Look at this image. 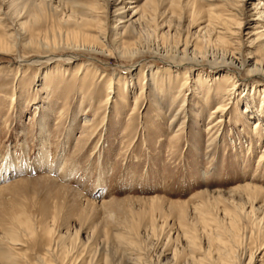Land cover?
<instances>
[{"label": "rangeland", "instance_id": "374dc122", "mask_svg": "<svg viewBox=\"0 0 264 264\" xmlns=\"http://www.w3.org/2000/svg\"><path fill=\"white\" fill-rule=\"evenodd\" d=\"M256 2L0 0V264H264Z\"/></svg>", "mask_w": 264, "mask_h": 264}, {"label": "bare ground", "instance_id": "6f19581e", "mask_svg": "<svg viewBox=\"0 0 264 264\" xmlns=\"http://www.w3.org/2000/svg\"><path fill=\"white\" fill-rule=\"evenodd\" d=\"M123 1V0H122ZM238 1H243V3H245V0H238ZM128 5V4H127ZM256 7H257V9H255V8H252L251 9V11H253L252 13H253V16L254 15H257V17L256 18H254V19H252V21H259V22H262L263 23V25H258V27H256V31H255V33L253 34V36H255L256 38L254 39V40H252L251 42L253 43V46H257V47H259L260 49H262V50H264V14H263V12H255V10H261L262 9V7H264V3H262V1L261 0H257V2H256ZM125 9L126 8H119V9H116L115 10V13L113 14L114 15V17L116 18V20H115V24L111 27V31H112V36H113V38H114V40L119 36V35H121V34H123L124 32H127V34L129 33L128 31H126V28H127V25H131V23H134L139 17L137 16V18H135L136 17V15H137V13L136 12H130V14H129V16H128V18H125V14H124V12H125ZM264 9V8H263ZM239 12V11H238ZM129 13V12H128ZM197 14V13H196ZM71 17H73V16H71ZM75 17V16H74ZM210 17H211V15H210ZM250 17H252V16H250ZM125 18V19H124ZM69 20H72V21H77V22H79L80 21V24H82L81 25V27L80 28H78L77 30H72V31H66L65 33H66V40H65V42H67V41H69L70 42V40H71V44H68V45H73V46H77L75 43H73V42H76V41H80V42H82L81 43V46H84L85 48L86 47H90V46H93L95 43H96V36H92V35H90V33L88 32V29L90 28L89 26H92V24L90 23V22H88L87 20H84V19H72V18H69ZM228 21V20H227ZM239 23V22H238ZM241 26H242V24H237V26H235V28L236 29H240L241 28ZM89 27V28H88ZM91 29H92V27H91ZM205 29V28H204ZM220 34V33H219ZM231 34V33H230ZM30 43H32V41H29ZM263 43V44H262ZM46 45V44H45ZM48 45V44H47ZM45 47V46H44ZM49 47V46H48ZM5 48H7V46H6V43H5V39H3V38H0V54L1 53H4L5 54V52L4 51H6V49ZM47 48V47H46ZM94 48V47H93ZM97 48V47H96ZM99 48V47H98ZM99 50V49H98ZM49 56H52V57H50V58H48L47 60H48V62H53V63H58V60H59V57L61 58V57H63L64 58V60L66 61H68L69 60V57L68 56H56V57H54L55 55H53V54H51V55H49ZM246 59H248V60H245V64L247 63V62H249L250 61V58H246ZM229 60H233V61H236V58L235 57H233V56H230V59ZM66 61V62H67ZM64 64V63H63ZM66 64H69V62L68 63H66ZM225 64V63H224ZM246 65H248V64H246ZM80 68L82 67L81 66V64H80V66H79ZM256 63H255V65L253 66V70L254 69H256ZM80 68H79V70H80ZM138 69H136V71H137ZM252 70V71H253ZM258 71V70H257ZM138 72H140V71H138ZM81 75H83V76H85V72L83 73H81ZM49 78V77H48ZM48 80V79H47ZM82 81H83V79H82ZM49 84V83H48ZM112 91H115V89L113 88V83L110 81V84L108 85V87H107V93H109V92H112ZM109 95H107V97H106V99L104 100L105 102L106 101H108L109 100ZM220 109V108H219ZM216 110H218V109H216ZM216 110H214L213 111V113L214 112H216ZM60 114V113H59ZM96 116V115H95ZM101 120V119H100ZM101 122V125L100 126H102L103 125V122H104V120H101L100 121ZM83 124H84V126H86V125H88V123L87 122H83ZM257 128V126L255 125V127H254V129H256ZM95 133V132H94ZM263 153L264 152H262L261 154H262V156L260 157V159H262V157H263ZM259 159V160H260ZM260 162H262V163H264V159H262V160H260ZM7 173V172H6ZM4 171H2V172H0V180L2 181V179L4 178ZM6 175V174H5ZM242 187H244V188H247V189H250L251 191H264L261 187H259V186H256V185H251V184H246V185H244V186H242ZM239 188V187H238ZM203 193V192H202ZM236 219H235V216H233L232 218H231V223H230V225L231 226H235L236 227V221H235ZM16 221L18 222V224H19V226L21 227V228H23V229H25V230H27V231H29V232H31V229H30V227L28 226V221L27 220H20L19 218H17L16 219ZM238 221V220H237ZM236 222V223H235ZM256 262H258V260L256 261ZM43 263H44V261H43Z\"/></svg>", "mask_w": 264, "mask_h": 264}]
</instances>
